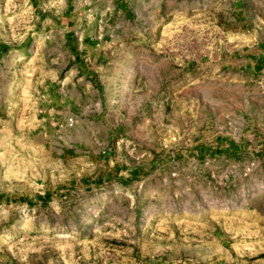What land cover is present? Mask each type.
Masks as SVG:
<instances>
[{"label": "rangeland", "instance_id": "rangeland-1", "mask_svg": "<svg viewBox=\"0 0 264 264\" xmlns=\"http://www.w3.org/2000/svg\"><path fill=\"white\" fill-rule=\"evenodd\" d=\"M145 1L81 77L0 0V264H264V0Z\"/></svg>", "mask_w": 264, "mask_h": 264}, {"label": "crops", "instance_id": "crops-1", "mask_svg": "<svg viewBox=\"0 0 264 264\" xmlns=\"http://www.w3.org/2000/svg\"><path fill=\"white\" fill-rule=\"evenodd\" d=\"M145 0H30V10L34 24L32 36L43 41L61 39L68 50V58L80 65V76L118 71L129 68L135 57L120 56L117 47L126 42L123 32L130 24L120 23L116 14L121 8L132 10L133 5L145 4ZM169 0H161L164 10L169 8ZM133 11V10H132ZM130 40V39H129ZM135 40V39H134ZM134 43L129 41V44ZM264 45V41H260ZM117 46V47H116ZM6 49L0 43V54ZM98 49V50H97ZM239 58L232 65L241 73L256 75L264 80V48L237 50ZM236 150L230 145L225 152ZM193 158L198 159L205 150L194 149ZM210 153V151H209Z\"/></svg>", "mask_w": 264, "mask_h": 264}, {"label": "built area", "instance_id": "built-area-1", "mask_svg": "<svg viewBox=\"0 0 264 264\" xmlns=\"http://www.w3.org/2000/svg\"><path fill=\"white\" fill-rule=\"evenodd\" d=\"M260 85L262 86V88H264V80L263 79L260 80Z\"/></svg>", "mask_w": 264, "mask_h": 264}]
</instances>
